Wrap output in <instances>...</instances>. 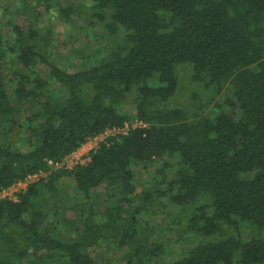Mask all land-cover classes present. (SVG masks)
Returning a JSON list of instances; mask_svg holds the SVG:
<instances>
[{"label": "trees", "instance_id": "16d2710c", "mask_svg": "<svg viewBox=\"0 0 264 264\" xmlns=\"http://www.w3.org/2000/svg\"><path fill=\"white\" fill-rule=\"evenodd\" d=\"M76 1L21 0L19 14L43 6L62 25L83 11ZM87 1L88 26L101 23L107 41L67 64L52 58L60 33L0 4V190L106 128L145 126L0 198V264H106L111 248L124 264L160 263L161 242L135 214L164 208L162 196L174 219L187 216L191 245L161 264H264V0ZM181 70L202 92L176 102ZM152 163L155 189L138 194L134 171Z\"/></svg>", "mask_w": 264, "mask_h": 264}, {"label": "rangeland", "instance_id": "374dc122", "mask_svg": "<svg viewBox=\"0 0 264 264\" xmlns=\"http://www.w3.org/2000/svg\"><path fill=\"white\" fill-rule=\"evenodd\" d=\"M58 6L64 7L66 5L71 4L70 0H56ZM27 2L31 6L33 4V0H27ZM77 3L74 5V8L76 7L77 9L80 8L83 11L79 15L78 12L72 11L73 13L71 14L72 21L68 22L64 20L65 22L60 25V21L56 19V15H47L45 14V9L43 6H38V10L40 12L39 18L36 16H33L32 9L26 10L27 13H22L21 12L20 6H21V0H0V4L6 3L10 7L11 10H13L14 13H18L13 15L15 20L17 22L21 23L22 25H25L30 22H37L39 19L42 20V24L44 25H51L52 29H55L54 32H58L60 34H57L56 36L57 39H55L56 43V51L55 55L52 56V58L57 61L58 58L63 59L64 64H67L68 61L71 58H74V55H77V51L81 49L82 51H92L96 50L98 47L103 46L106 44L107 41V36L104 33V30L101 27V23H95L93 26L89 25L88 23L92 21V17L90 14V9L86 7V3H90V1L87 0H77ZM72 30V31H71ZM55 35V34H54ZM189 70L188 68H184ZM183 80L182 83L184 82V90L180 93L183 94L181 97L175 98L176 102H179L180 100H183L184 98H188V90L191 88V90L197 91L198 93H201V89L196 85L191 83V86H188V77L187 74L188 72L185 70H181L179 73ZM206 94L205 96H208L207 93H202ZM224 94L221 92L218 95H214L212 97V104L223 100ZM132 109V108H130ZM237 114L240 112L238 110H235ZM131 114H134L133 110H130ZM10 139L11 141L15 144V147L20 149V150H25L28 147L26 137H19L17 134H10ZM84 149L80 150L82 152ZM167 156L165 157V159ZM172 161V160H170ZM155 167L156 164L152 163L148 165L145 169L140 170V169H135L134 171V182L136 184V192L140 194V192L145 188H151L152 190L155 189V186L153 181L151 180L154 175H155ZM167 175L171 176V172H167ZM152 177V178H150ZM159 176L157 177V179ZM164 187V184L162 185ZM158 188H161L160 186ZM102 187L98 188V192H102ZM140 200L137 199L134 203L125 205V214H130L132 212V207L134 204L139 203ZM160 203L163 202V204H166L164 208L161 207V205H154V207L151 208V211L149 212H144L142 213L137 212L135 214L136 219L138 220L139 223H142L144 220L148 221L150 225V231H151V238L149 240H159L161 242V254L159 256L160 258V263L162 262H167L172 259L177 258L180 255V252L185 249L186 247L190 246L191 242L185 237H187V234H182V227L183 225L181 224L184 222L187 218V216L183 212H178L180 213V217L178 219H174L172 217V214L177 212L176 206L173 204H170L167 200L166 196H162L160 198ZM153 211V212H152ZM158 224L161 227V232L159 234H156L153 230V225ZM189 242V243H188ZM193 242V240H192ZM103 254V259L107 260V263L111 264H124L125 261L121 258V255L123 254L122 250H114L111 248V250H107L106 252L102 253ZM105 264L104 262H102Z\"/></svg>", "mask_w": 264, "mask_h": 264}, {"label": "built area", "instance_id": "2783aa9c", "mask_svg": "<svg viewBox=\"0 0 264 264\" xmlns=\"http://www.w3.org/2000/svg\"><path fill=\"white\" fill-rule=\"evenodd\" d=\"M143 126H145V123H143L141 120H138L136 117H133L124 122L121 127L106 128L102 133L87 138L85 142L80 145V148L84 149L82 152H80L81 149H78V151L76 149V151L68 154L59 162H52L51 160H48L50 169H39L35 172L28 173L22 179H18L9 186L1 189L0 198H8L10 200L16 201L19 194L24 192L30 184L46 177L51 169L72 168L77 163L82 162L83 155L87 154L89 151L95 150L99 142L105 140L107 137L112 135H125L129 128Z\"/></svg>", "mask_w": 264, "mask_h": 264}, {"label": "crops", "instance_id": "0c3cea01", "mask_svg": "<svg viewBox=\"0 0 264 264\" xmlns=\"http://www.w3.org/2000/svg\"><path fill=\"white\" fill-rule=\"evenodd\" d=\"M78 149H81L82 150V148H80V147L77 148V151H78ZM74 151H76V150H74Z\"/></svg>", "mask_w": 264, "mask_h": 264}]
</instances>
